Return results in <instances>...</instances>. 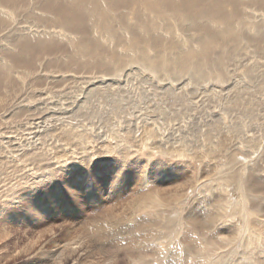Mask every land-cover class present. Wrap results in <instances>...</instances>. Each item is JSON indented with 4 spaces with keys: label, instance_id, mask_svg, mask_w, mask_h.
<instances>
[{
    "label": "rangeland",
    "instance_id": "rangeland-1",
    "mask_svg": "<svg viewBox=\"0 0 264 264\" xmlns=\"http://www.w3.org/2000/svg\"><path fill=\"white\" fill-rule=\"evenodd\" d=\"M254 15L255 21L264 19V12ZM254 46L249 44L244 57L228 67L233 87L212 82L200 85L185 77L186 86L182 88L175 82L169 84L179 96V102L173 103L161 93L164 84L156 76L132 65L114 82L103 83L111 85L110 99H103L101 94L90 96L88 107H79L77 114L61 108L58 95L40 89L54 91L62 86L47 73L52 69L46 64L51 61L48 57L34 60L41 80L27 75L24 66L18 67V75L24 74L29 81L20 89L22 108L37 106V113L48 109L53 116L35 121L21 115L12 109V90L5 91L0 104V172L7 176L3 178L8 190L0 189V197L6 195L0 198V264H71L66 249L74 238L83 240L88 251V256H78V264H132L129 254L134 252L130 247L149 256L151 264H194V258L184 252L183 243L188 239L197 242L199 237L188 227L190 218L217 213L216 204L222 205L230 195L237 196L230 188L222 191L217 187L214 170L224 168L227 150L243 157L241 153L248 150L242 143L244 138H260L264 143V43ZM60 60L67 62V57ZM252 64H256V78L243 72ZM77 68L72 69V76L62 79L73 94L68 101L78 106L87 78ZM18 75L12 77L16 83ZM103 84L98 88L105 90ZM3 86L0 80V91ZM64 126L85 132L88 139L76 141L70 137L67 146L57 134L49 133H57ZM128 127L138 134L151 130L155 134L147 144L135 141L132 145H116L117 136ZM77 142L81 143L79 148L75 147ZM153 142L157 147L151 145ZM210 148L215 156L207 155ZM66 152L68 160L62 165L57 159ZM26 153H43L41 163H50L52 171L47 174L42 167L36 168L38 162L23 160L21 156ZM257 182L264 187V174ZM156 190L162 192L167 204L162 208L138 205L144 192ZM218 210L223 211L221 215H230L227 208ZM221 221L220 226L228 223L221 230L223 235L236 231L238 221L226 215L218 223ZM204 232L211 235L210 230Z\"/></svg>",
    "mask_w": 264,
    "mask_h": 264
},
{
    "label": "bare ground",
    "instance_id": "bare-ground-1",
    "mask_svg": "<svg viewBox=\"0 0 264 264\" xmlns=\"http://www.w3.org/2000/svg\"><path fill=\"white\" fill-rule=\"evenodd\" d=\"M255 12H264V0H0V80L4 84L0 91V104L6 97L5 91L11 89L13 95L10 99L14 102L12 109L16 112L31 116L30 119L35 121L53 116L48 109L37 113V106L33 109L22 108L23 93L20 89L28 86L29 81L24 78V74L18 75L17 68L24 66L27 75L41 80L40 76L41 79L37 78L38 70L34 67V60L38 57H48L51 60L46 63L52 68L47 73L53 77V82L62 85L54 91L42 86L40 89L51 93V96L58 95L62 100L59 101L61 108L64 107L67 112L69 108V111H76V114L79 113V107L87 104L90 96L101 94L99 96L103 99L109 98L111 85L103 83L114 82V79L123 76L126 69L132 65L156 76L159 83L164 84L161 93L173 103L179 102V96L172 91L169 84L175 82L182 88L186 86L185 77L200 85L212 82L233 87L234 80L229 76L228 67L240 57H244L245 48L249 44L252 47L264 43V19L255 21ZM60 57H67V62H62ZM255 65L246 66L244 74L252 78L258 77ZM76 66L82 71L81 75L87 78L85 85L82 83L85 87L81 90L83 95L78 106L76 102L68 101L73 94L68 90L69 87L64 85L65 78L62 79L63 76H72V69ZM13 74L18 75L17 83L12 80ZM100 84L106 86V89H99ZM13 110L7 114L12 115ZM153 131L138 134L137 130L128 127L125 133L115 137L116 145H132L135 141L147 144L155 134ZM49 133L57 134L67 146L70 137L76 141L88 139L85 132L78 129L68 130L65 126L57 133ZM42 135L43 133H39V136ZM206 139L210 140V137ZM259 139L244 138L242 143L249 151L241 153L243 157L240 159L236 151L227 150L224 168L218 166L214 170L213 179L218 181L217 187H222V191L230 188L228 190L235 191L237 196L230 195L222 205L216 204L214 208H217V213L190 218L188 227L196 230L199 237L197 242L188 239L183 243L184 252L194 258V264H264V187L257 182L264 174V143ZM153 143L151 145L157 147L156 142ZM80 144L77 142L75 147L79 148ZM253 147L256 149L251 150ZM212 150H206L207 155L215 156ZM21 157L28 163L38 162L36 168L42 167L47 174L52 171L50 163H41L43 153H26ZM67 160L68 152L59 155L57 162L64 165ZM3 175L4 173L0 172V189L1 192H6L8 184L3 177L7 176ZM175 190L180 191L177 188ZM160 194V190L144 192L138 200V205L162 208L167 200ZM5 196L3 194L1 197ZM225 208L230 211V215L227 212L221 215L220 212L223 211L218 209ZM224 215L238 221L236 231L231 234L227 232L229 236L223 235L221 231L228 223L222 226V221L218 223ZM205 229L210 230L211 235H206ZM55 245L58 246V243ZM130 249L134 252V255L129 254L132 264H151L149 256L138 252L134 247ZM66 250V258L71 264L79 263V255L88 256L81 239L74 238L68 242Z\"/></svg>",
    "mask_w": 264,
    "mask_h": 264
}]
</instances>
